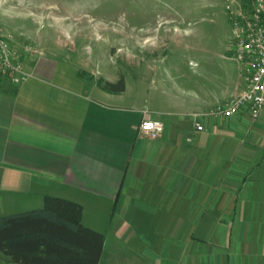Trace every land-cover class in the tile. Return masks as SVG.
Wrapping results in <instances>:
<instances>
[{
  "label": "crops",
  "instance_id": "crops-1",
  "mask_svg": "<svg viewBox=\"0 0 264 264\" xmlns=\"http://www.w3.org/2000/svg\"><path fill=\"white\" fill-rule=\"evenodd\" d=\"M24 55L25 81L0 75V216L58 196L105 235L98 264L110 242L127 264H264V110L208 115L245 89L238 64L209 85L147 68L119 91L80 57ZM148 118L156 137L139 129ZM135 234L140 250L125 246Z\"/></svg>",
  "mask_w": 264,
  "mask_h": 264
},
{
  "label": "rangeland",
  "instance_id": "rangeland-1",
  "mask_svg": "<svg viewBox=\"0 0 264 264\" xmlns=\"http://www.w3.org/2000/svg\"><path fill=\"white\" fill-rule=\"evenodd\" d=\"M225 5L226 0H0V29L11 34L14 45L33 46V53L58 51L74 60L80 57L82 66L105 73L98 77H111L113 72L111 88L120 79L138 85L149 68L166 74L176 69L184 74L199 71L201 83L209 85V78L223 77L224 67L233 63L237 68L232 59L233 25ZM144 236L133 235L126 248L140 250ZM108 244L103 263L127 264L123 255L129 258L131 250L113 251L115 243ZM0 264L15 263L0 254Z\"/></svg>",
  "mask_w": 264,
  "mask_h": 264
},
{
  "label": "trees",
  "instance_id": "trees-1",
  "mask_svg": "<svg viewBox=\"0 0 264 264\" xmlns=\"http://www.w3.org/2000/svg\"><path fill=\"white\" fill-rule=\"evenodd\" d=\"M105 85L124 89L123 79L116 88ZM82 215L80 203L45 196L41 207L0 216V254L15 264H98L105 235L84 225Z\"/></svg>",
  "mask_w": 264,
  "mask_h": 264
},
{
  "label": "built area",
  "instance_id": "built-area-1",
  "mask_svg": "<svg viewBox=\"0 0 264 264\" xmlns=\"http://www.w3.org/2000/svg\"><path fill=\"white\" fill-rule=\"evenodd\" d=\"M237 1V0H236ZM226 0V11L233 25L234 41L232 59L239 65L245 79V89L225 102L212 107L208 115L231 117L247 108L252 119L264 110V0L245 2ZM10 33L0 29V75H8L14 83L25 80L29 73L23 68L22 54L33 53V46H16ZM197 130H203L202 123L195 122ZM141 132L151 137L158 136L163 123L144 119L139 124Z\"/></svg>",
  "mask_w": 264,
  "mask_h": 264
}]
</instances>
